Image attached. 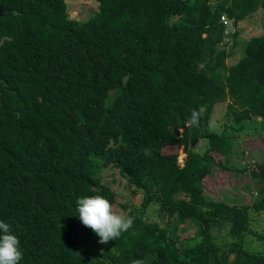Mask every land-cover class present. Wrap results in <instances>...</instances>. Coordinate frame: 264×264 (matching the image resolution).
<instances>
[{"label":"trees","instance_id":"trees-1","mask_svg":"<svg viewBox=\"0 0 264 264\" xmlns=\"http://www.w3.org/2000/svg\"><path fill=\"white\" fill-rule=\"evenodd\" d=\"M0 7V220L20 241V264H264L242 246L248 208L264 210V155L246 168L258 194L250 205L201 193L211 153L229 170L231 131L264 122V32L225 65L220 43L230 34L219 20L235 26L264 11V0H96L84 20L69 18L64 0ZM225 95L221 129L209 128ZM200 108L199 127H186ZM200 139L202 152L192 148ZM171 147L184 156L164 151ZM109 166L142 198L127 213L133 227L100 244L76 201L99 195L114 203L101 177ZM154 204L163 226L143 218ZM182 222L200 239L183 241ZM222 224L231 237L225 249L208 232Z\"/></svg>","mask_w":264,"mask_h":264},{"label":"rangeland","instance_id":"rangeland-1","mask_svg":"<svg viewBox=\"0 0 264 264\" xmlns=\"http://www.w3.org/2000/svg\"><path fill=\"white\" fill-rule=\"evenodd\" d=\"M66 2L67 16L76 20H84L90 14L96 11V0H64ZM236 29V33L231 34ZM226 32L223 38V44L220 46L227 52L224 59L225 65L234 63L242 54V46L252 36H258L264 32V11L257 9L250 15L239 20L236 25H231V29ZM230 101L225 95L223 101L216 102L211 109L209 118V128L216 130L221 129L222 119H224V110L226 103ZM260 118H252L244 123V127L240 131H231L236 138L226 155L225 164L231 167L229 170L221 168L223 162L222 156L211 153L213 162L209 166V174L205 176L201 193L204 197L215 201H226L229 204H247L250 205L256 200V183L249 176V165H253L255 161L261 160L264 155V122L260 123ZM205 140L200 139L192 148L195 151L202 152ZM165 152L177 151L178 158L184 156L178 148L171 147L164 150ZM233 168V169H232ZM245 168L246 170H241ZM102 180L110 186L116 193L115 201L112 204L114 210L118 213L127 215L128 211H137L140 206L142 195L140 192L132 193L131 185L121 177L118 171L109 166L101 171ZM157 205L147 207L143 218L157 220L162 226L165 225V217H157ZM248 225L247 230L242 238V246L247 252L259 253L264 255V210L254 211L248 208ZM183 229L179 237L193 238L187 240L188 243H194L200 237L194 236V225L191 222H182L178 226ZM172 228V225H169ZM226 224L216 225L209 228L208 232L210 240L220 249L227 248L231 241L226 233ZM183 241L177 242L180 247ZM230 258L232 256H229Z\"/></svg>","mask_w":264,"mask_h":264},{"label":"clouds","instance_id":"clouds-1","mask_svg":"<svg viewBox=\"0 0 264 264\" xmlns=\"http://www.w3.org/2000/svg\"><path fill=\"white\" fill-rule=\"evenodd\" d=\"M203 108L193 109L185 121L186 127H199ZM143 155L151 156L149 148L142 149ZM78 217L81 223L90 228L98 237L100 244L116 240L128 232L134 224V218L114 210L110 201L99 195L83 196L76 201ZM23 253L20 241L11 231V226L0 220V264H20ZM131 264H145L144 259L137 258Z\"/></svg>","mask_w":264,"mask_h":264},{"label":"built area","instance_id":"built-area-1","mask_svg":"<svg viewBox=\"0 0 264 264\" xmlns=\"http://www.w3.org/2000/svg\"><path fill=\"white\" fill-rule=\"evenodd\" d=\"M219 20H220V22H222V24L224 25V30H223V32H224V33H226V32L229 33L230 31H228V30L231 29V21H232V19L227 18V17L224 16V15H221V16L219 17Z\"/></svg>","mask_w":264,"mask_h":264},{"label":"water","instance_id":"water-1","mask_svg":"<svg viewBox=\"0 0 264 264\" xmlns=\"http://www.w3.org/2000/svg\"><path fill=\"white\" fill-rule=\"evenodd\" d=\"M0 14H1V7H0Z\"/></svg>","mask_w":264,"mask_h":264}]
</instances>
